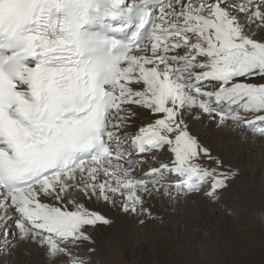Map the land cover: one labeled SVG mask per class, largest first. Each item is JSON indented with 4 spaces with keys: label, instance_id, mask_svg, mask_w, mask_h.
I'll return each mask as SVG.
<instances>
[{
    "label": "snow or ice",
    "instance_id": "1",
    "mask_svg": "<svg viewBox=\"0 0 264 264\" xmlns=\"http://www.w3.org/2000/svg\"><path fill=\"white\" fill-rule=\"evenodd\" d=\"M256 77L264 0H0V252L31 243L47 264H89L79 248L113 220L85 201L145 218L152 196L218 202L239 169L189 121L264 138ZM140 109L153 121L138 125ZM165 154L133 175L137 155Z\"/></svg>",
    "mask_w": 264,
    "mask_h": 264
},
{
    "label": "rangeland",
    "instance_id": "2",
    "mask_svg": "<svg viewBox=\"0 0 264 264\" xmlns=\"http://www.w3.org/2000/svg\"><path fill=\"white\" fill-rule=\"evenodd\" d=\"M254 82L264 81L257 78ZM142 120L145 124L149 121L147 115L143 116ZM197 130H204L200 123L193 127V132L203 139L204 143H201L213 156L223 159L225 166L239 169L240 172L232 185L223 190L220 200L210 201L203 193L181 197L178 201H172L163 195L152 196L147 199L145 206L150 207L153 214L149 217L151 225L149 228L153 238L145 236V232L148 233L145 220L143 224H136L138 238L134 242L131 239L123 240L118 229H114L116 224L98 226L91 230L95 243L90 245L85 242L79 248L82 255L90 257L89 264H264V230L256 217L260 203L264 206L262 172L258 171L251 176L244 168L228 164L225 156H219L213 151L212 139L206 137L207 135L204 138ZM241 134L251 136L260 143L264 140L251 132L243 131ZM253 146L252 144L250 147L252 150L255 148ZM248 155L253 157L254 153L248 152ZM203 163L206 166H215L207 160ZM145 166L141 165L140 173ZM145 171L148 170L144 169ZM241 180H248L254 184L253 190L255 188L256 193L253 196L241 189ZM157 198L159 200H156ZM166 200L172 202L168 204ZM166 204L168 205L165 207ZM173 216H177V221L173 220ZM108 228L116 237L105 232ZM90 248H94L95 251L89 252ZM15 249L0 252V255L5 256L3 263L39 264L43 258L42 249L36 253L31 245L27 246V243L22 242ZM38 255L40 262L36 259Z\"/></svg>",
    "mask_w": 264,
    "mask_h": 264
},
{
    "label": "bare ground",
    "instance_id": "3",
    "mask_svg": "<svg viewBox=\"0 0 264 264\" xmlns=\"http://www.w3.org/2000/svg\"><path fill=\"white\" fill-rule=\"evenodd\" d=\"M209 119L210 118L207 115H203L202 118L199 119V120H190L189 121L190 130L193 132V127L199 125V123H200L203 126L204 130H202V131H198L197 130V131L204 138L208 137V138L212 139V144L214 146L213 151L217 155L225 156L224 158L226 159L228 164L230 163L232 165H236V166L244 168V170H246L249 173H251V176H253L256 172L261 171L262 174H263V178H264V140L261 141L262 143H260V142H258L257 140H255L251 136L242 135L241 133L243 131L240 130V129H236L231 124V122L228 123L227 127L224 126V127L221 128V127H217V125H216L217 123L216 124L209 123L208 122ZM197 122H199V123H197ZM218 128H221V129H218ZM229 129H231L232 132H230ZM193 134H195V133L193 132ZM205 135H207V136L205 137ZM198 137L200 138L201 142L204 143L203 139L200 136H198ZM252 144L255 146L254 150H252L250 148L252 146ZM248 152H253L254 156L250 157L248 155ZM231 153H233V154H231ZM164 159H165L164 162H167V160L169 159V155L165 154ZM146 169L148 170V168H146ZM241 185L245 186V189L243 191L250 193L252 196H253V194L256 193L254 191L255 188L253 190L254 184L251 181L243 180L241 182ZM156 200H159V199L157 198ZM162 201H163V199H162ZM166 201L168 202V204L172 202V201L169 202V200H166ZM154 203H156V202H154ZM85 204H86L87 207H90L91 209L99 211L102 214L110 217L113 220L112 224L113 225L116 224L114 226L115 227L114 229H116V230L118 229V233L121 235L123 240L131 239L134 242V240L138 238L137 231H136V224L138 223L139 219H144L145 221H147L146 222V229H148V233L145 232V234H146L145 236L146 237L148 236V238H153V236H152L153 233L151 231V228H149V227H151V225L149 224L150 223L149 222V218L137 217L135 215L130 216L132 214L122 213L120 211L119 207L112 208V207H110L108 205H105L103 203L89 204L87 201H85ZM168 204H166L165 207ZM260 204L261 205L258 206V211H257V216L256 217L260 221V223L262 225V228L264 230V206L262 205V203H260ZM174 206L176 207V204H174ZM203 206H205V205H203ZM173 217H174L173 220H176L177 216H173ZM105 232L111 234L112 237H116L115 233H113V232L111 233L109 228L107 230H105ZM225 240L227 241V238H225ZM30 245L32 246L33 250L36 253L40 249L35 244L27 243V246H30ZM236 245H238V244H236ZM35 252H33V253H35ZM42 252H43V258H42L41 262H40V256L39 255H38V257L36 259L39 260V262H40L39 264H46L47 263V258L45 256V253H44L43 250H42ZM28 253H29V251H28ZM28 253H26V254H28ZM26 254H25V256H26ZM34 256H35V254H34ZM6 258H7V256H6ZM3 262H5V256L0 255V264H5ZM34 262H36L35 259H34ZM25 263H27V262L25 261ZM172 264H176V263H172Z\"/></svg>",
    "mask_w": 264,
    "mask_h": 264
}]
</instances>
